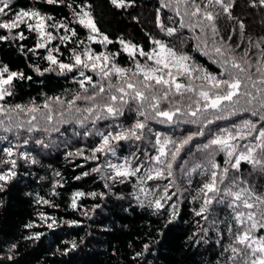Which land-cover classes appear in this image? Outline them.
Masks as SVG:
<instances>
[{"label":"trees","instance_id":"16d2710c","mask_svg":"<svg viewBox=\"0 0 264 264\" xmlns=\"http://www.w3.org/2000/svg\"><path fill=\"white\" fill-rule=\"evenodd\" d=\"M226 2L232 4L231 16L223 13L219 6L209 8L210 11L219 14L215 22L219 35L215 39L234 48L237 57L242 56L248 49L249 58L254 64L260 51L254 46L260 44V47L264 48V5L260 0ZM196 3L203 6L207 4V0H196ZM68 4L72 7H68ZM84 5H87L86 10L91 12L101 33L115 42L106 47L93 44L94 51L117 52L121 49L118 43L121 38L148 51L154 47L152 44L154 38L162 40L178 53L189 55L192 58L189 63L202 66L213 74H219V66L212 63L210 57L202 51L203 39H208L211 45L210 31L201 33L199 28L185 27L172 36L166 35L156 24L157 10H160V18L165 27H178L180 17L175 16L171 10L162 8L160 0H124L122 7L114 6L111 0H65V3L55 5H49L45 0H12L9 17L21 8H36L53 16L57 21H63L69 28L76 29L77 36L70 41L63 44L58 39L52 41V46H60L62 59L68 62L69 50L78 48L77 42L86 40L88 35L87 29L75 22L73 14L74 10L79 12L80 7ZM170 17L172 19H169ZM241 23L244 25L243 29L240 28ZM15 31H24L27 39L0 41V64H7L12 71L23 72L25 77L30 76L31 79L15 81L14 95L6 97L5 101H1L2 104L14 106L34 102L42 109L47 97H70L78 90L72 73L60 75L58 71H43L49 67L48 62L42 59L46 55L45 50L28 51L37 42L34 33L27 31L24 26ZM52 31L56 35H63L66 32L64 29ZM0 34L6 35L7 32L0 30ZM198 44L201 50L197 49ZM237 45L240 47L237 48ZM116 59L124 67H131L134 63L126 53H122ZM136 59L144 62V58L139 55ZM35 67H39L43 74L34 71ZM251 71L254 72L255 69ZM178 79L183 83L189 82L187 78ZM194 83L199 84L200 81ZM162 107H167V103ZM135 109L136 105L132 104L131 108L125 109L123 116L109 121H99L97 127L100 130H104L106 124L130 127L137 119H143L137 116ZM57 118H54L52 126H59L63 135L55 132L49 135L44 131L24 134V139L29 137L32 139L26 145L22 142L12 157L17 159L15 169L17 176L0 191V264H226V258L233 255L230 251H224L234 239L233 233L227 230L229 223L234 224L231 219L233 212L225 205L214 204L207 220L203 216L195 215V211L199 210L202 204L201 199L194 200L193 197L197 196L204 182L205 177L201 175L203 168L186 177L178 173L176 171L178 166L174 165L176 180L175 185L169 189V194L173 192V188L174 192H177V196L171 202L177 205L179 215L169 223L172 212L170 202L158 211L148 206L153 197L139 192L135 177L124 183L106 181L103 172H91L93 167L98 166L97 162L67 156L68 152H74L77 148L94 147L99 138L76 136L73 134L74 131L82 133L84 129L74 124L56 125L55 121L59 119ZM240 119L255 118L248 113H241L240 118L231 117L230 121L239 123ZM230 121H217L216 124L226 127ZM36 123L40 128L46 126L45 121L39 118ZM86 127L91 128V123L89 122ZM209 127L211 132L217 131L215 125ZM196 128V125L185 124L176 127L149 120L142 140L119 142L116 156L109 154L107 159L113 163H121L126 157L135 154L133 166L143 163L145 167H150L154 162H149L148 157L156 155L153 148L156 133L180 139ZM37 139H42L44 144L49 146L37 145L35 143ZM206 142L204 137H197L195 142L187 146L191 151L186 148L182 152L178 165H184L187 161L188 168L197 163L206 168L207 160L203 154L197 152L198 144ZM11 143L14 144L12 141ZM8 146L9 141L0 140V148ZM20 152L28 153L36 163L19 159ZM4 158L0 154V159ZM215 158L223 167V153H217ZM104 160L105 158L101 157L99 164L102 165ZM9 166L0 165V169ZM85 171L90 175L75 179ZM56 173H59V176ZM229 176L241 181V186L251 187L257 195H264V172L260 171L259 166L253 168L251 164L242 162L239 172L231 170ZM154 182L164 184L167 183V179L148 181L145 187L151 191ZM106 183L109 187H105ZM57 184L59 186L55 188L56 195H53V185ZM156 190L158 197L159 189L156 187ZM76 191L85 192L86 195L78 201V208L72 209L71 198ZM92 192L103 195L96 197L87 195ZM137 196L144 201V206H141ZM38 197L49 200L54 206L37 203ZM40 213L55 218L58 227L48 229L39 219ZM66 221L78 223L69 226ZM33 222L36 227H26ZM204 229H207V232L203 231ZM235 230L234 226L233 232ZM36 232L44 235L39 240L27 239ZM255 234L264 235V230L257 229ZM73 242L77 247L67 251ZM13 244L16 245L15 248L11 247ZM145 245H148L147 249ZM138 253L140 255H137Z\"/></svg>","mask_w":264,"mask_h":264},{"label":"snow or ice","instance_id":"6c2138e0","mask_svg":"<svg viewBox=\"0 0 264 264\" xmlns=\"http://www.w3.org/2000/svg\"><path fill=\"white\" fill-rule=\"evenodd\" d=\"M12 0H0V30H6L7 34H0V41L18 39L24 41L27 37L21 26L32 32L37 37L34 47L28 51L35 52L36 49H44L46 55L42 57L48 62L49 67L44 72L58 71L60 75L72 73L74 82L78 85L70 99H62L60 96L47 97L40 106L34 102L29 106L15 104L6 106L0 104V129L4 133H16V139H20V129L28 133L44 131L59 133L63 135L59 126H52L54 117L56 125H77L83 128L82 133L74 131V135H83L85 138L98 137V143L91 148H77L74 152H68L67 156L82 157L86 161H95L98 166L93 167L91 172L104 173L105 179L112 182L124 183L131 177L138 181L139 192L145 196H152L148 206L160 210L177 196V192L169 194V189L175 185L176 173L174 165L181 168V174L190 177L193 172L203 168L201 175L205 179L198 190L197 196L193 199H201L202 204L199 210L195 211L197 217L203 216L206 220L211 215V206L214 204L225 205L232 209L233 223L228 224V232L233 233L234 239L225 252L233 255L226 258V264L234 262L237 258L242 264H264V235H256V230H264V195H257L251 187L241 186L236 178L230 177L231 170L239 172L242 162L251 164L253 168L259 166L264 172V48L260 44L254 47L259 48V54L253 64L249 58V50L246 49L242 56L237 57L236 50L230 45L216 41L219 35L216 28L218 13L210 11L209 8L219 6L223 13L229 14L232 4L226 0H207L203 6L196 3V0H161L162 8H170L175 16L180 17L178 27H165L157 10L156 24L166 35L172 36L180 29L199 28L201 33L209 30L211 33V45L208 39L201 42L204 45L203 54L208 55L212 63L220 68L219 74L208 72L202 66L189 63L191 57L185 53H178L169 47L162 40L152 39L154 45L148 51L137 45L119 39L122 46L117 52L94 51L92 45L100 44L105 47L115 43L109 37L101 33L90 11L86 10L87 5L81 6L80 11L74 10L75 22L88 30L86 40L77 42L78 48L69 50L68 62L62 59L60 46H52V41L59 40L61 44L70 41L77 36L74 28H69L63 21H57L53 16L42 13L36 8L23 9L15 12L9 17ZM49 5L65 3V0H45ZM116 7H122L124 0H111ZM264 5V0H260ZM72 7L71 4L67 5ZM183 11V14H182ZM169 19H172L171 17ZM195 20V22H193ZM173 23L175 21L173 20ZM244 25L241 23L240 28ZM66 30L63 35H56L52 30ZM199 40L200 37H197ZM231 39V37H229ZM240 47L237 45V48ZM79 49V50H78ZM200 49V45H197ZM23 50V45H21ZM126 53L132 59L133 66L124 67L117 62V56ZM144 58L142 63L136 56ZM255 71H251L252 69ZM34 71L41 73L39 67ZM198 73V74H197ZM78 76V78H77ZM187 78L188 83L181 82L178 78ZM25 77L20 71H12L7 64H0V101L14 95V82ZM115 81V83L113 82ZM194 81H200L199 84ZM192 93L193 95H187ZM167 103V107H162ZM81 104L84 106L82 107ZM136 105V114L143 119H137L130 127L120 124H106L104 130L97 127L99 121H109L124 115L126 108ZM53 105L59 106L55 110ZM23 113L30 118L27 121H20L19 116ZM241 113H248L255 119H240L239 123L231 122V117L240 118ZM13 114L16 122L13 123ZM38 114V115H37ZM41 119L46 126L40 128L36 123ZM149 120L159 124L196 125L195 131H189L187 136L174 139L170 136L155 134L153 148L156 155L149 156L148 161L154 162L150 167L143 163L133 166L132 161L136 159L135 154L126 157L121 163H113L107 156H116V147L121 141H140L143 138L144 130ZM7 121V124H6ZM217 121H230L228 126L220 127ZM91 123L92 127L86 125ZM215 125L217 131L211 132L209 126ZM50 126V127H49ZM197 137H204L207 142L197 146V152L203 154L208 166L200 163L188 168L186 161L184 165H178L182 158L181 154L190 144L196 141ZM210 137V138H209ZM32 137L24 139L23 144H28ZM0 140L9 141L10 146L0 148V154L5 158L0 159V165H10L6 169H0V191L11 182L16 176L17 159L12 157L20 147L19 143L12 144L7 135H0ZM37 145L44 144L42 139L35 140ZM88 155H85V153ZM223 153V167L216 162V154ZM101 157L104 163L99 164ZM19 159L36 163L28 153L20 152ZM83 167V166H81ZM59 176V173H56ZM85 171L75 179H82L89 176ZM163 192L158 197L155 190H149L145 185L148 181L166 180ZM189 184L191 180L189 179ZM53 185V195H56ZM105 187H109L106 183ZM160 187L159 184L156 185ZM179 191V188L177 189ZM86 195L85 192L76 191L71 198L70 207L78 208V201ZM87 195L96 197L95 192ZM140 200V197L137 196ZM37 203L54 206L43 197L37 198ZM141 206L144 201L140 200ZM172 212L170 220H175L179 215L177 205L171 204ZM39 219L44 222L48 229L58 227L57 220L45 213L39 214ZM69 226L75 225L77 221H66ZM215 224V221L212 222ZM235 226V232L233 228ZM27 228L36 227L35 223H29ZM203 231L207 232V229ZM44 235L41 232L33 233L27 239L39 240ZM15 248L16 245L11 246ZM77 247L73 242L67 251ZM145 249L148 245L144 246ZM137 255H140L139 253ZM11 259V257H9Z\"/></svg>","mask_w":264,"mask_h":264},{"label":"rangeland","instance_id":"374dc122","mask_svg":"<svg viewBox=\"0 0 264 264\" xmlns=\"http://www.w3.org/2000/svg\"><path fill=\"white\" fill-rule=\"evenodd\" d=\"M161 1V0H160ZM165 9H167V10H171V12H173L174 14H175V12H174V10L173 9H170V8H165ZM7 18V17H6ZM0 19H5V17L4 18H0ZM88 31V30H87ZM125 42H128V41H125ZM121 48H122V46H121ZM114 83H115V81H113ZM71 96H72V94L70 95V97L68 96V97H66V96H63V97H61L62 99H70L71 98ZM0 104H2L1 103V101H0ZM30 104H26V105H24V106H29ZM82 105V107L84 106L83 104H81ZM53 107H54V109L55 110H59V106H57V105H53ZM58 116H56V117H54V118H57ZM27 118H30L29 116H27V115H25V114H23V113H21L20 114V116H19V120L20 121H25V119H27ZM59 118V117H58ZM57 118V119H58ZM0 119H3V116H0ZM16 122V117H15V114H13V123H15ZM6 124H7V121H6ZM19 133H20V139L19 140H17L16 139V133L15 132H13V133H4L3 131H2V129H0V135H7L8 137H9V139L14 143V144H16V143H19V144H21L22 142H23V139H24V134H28V132H26L25 131V129H22V130H19ZM21 146V145H20ZM183 165V164H182ZM177 169H176V171L178 172V173H180L181 174V168L178 166V167H176ZM241 182V181H240ZM159 184V183H158ZM166 183H164V184H159L160 185V187L158 188L159 189V193L160 194H162V192H163V186L165 185ZM156 182H154V184H153V189L152 190H155V191H157L156 190ZM174 188H173V192H174ZM172 193V192H171ZM170 193V194H171ZM173 202H170V205L172 204ZM232 264H242V260L240 259V258H237V260L236 261H234V262H232Z\"/></svg>","mask_w":264,"mask_h":264}]
</instances>
